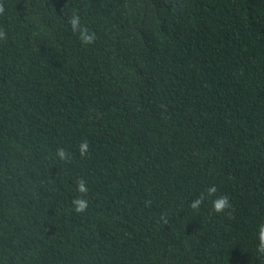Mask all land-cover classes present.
Instances as JSON below:
<instances>
[{
  "label": "trees",
  "instance_id": "1",
  "mask_svg": "<svg viewBox=\"0 0 264 264\" xmlns=\"http://www.w3.org/2000/svg\"><path fill=\"white\" fill-rule=\"evenodd\" d=\"M0 4V264H264V0Z\"/></svg>",
  "mask_w": 264,
  "mask_h": 264
},
{
  "label": "clouds",
  "instance_id": "2",
  "mask_svg": "<svg viewBox=\"0 0 264 264\" xmlns=\"http://www.w3.org/2000/svg\"><path fill=\"white\" fill-rule=\"evenodd\" d=\"M5 13V7L0 4V15ZM74 32L78 33V38L83 45H92L95 43V32L90 31L89 27L82 22V18L77 11H73L71 16L68 18ZM7 38V33L0 30V40H5ZM78 151L80 156L86 157L89 152V144L87 140H82L78 146ZM56 157L60 160L68 162L72 158V154L69 153L64 148H58L55 153ZM76 192L78 195L72 200L73 211L77 214L85 213L89 207V201L87 195L89 188L87 186V181L84 178H79L75 181ZM218 189L216 185H211L206 188V193L208 197L215 196ZM205 193H201L200 197L193 200L190 204L191 209L198 211L200 206L205 200ZM212 209L217 214H223L226 209L231 208V203L229 198L225 195L218 196L216 199L212 200ZM231 218V216H230ZM256 256H264V224H261L258 228V244L255 249Z\"/></svg>",
  "mask_w": 264,
  "mask_h": 264
}]
</instances>
